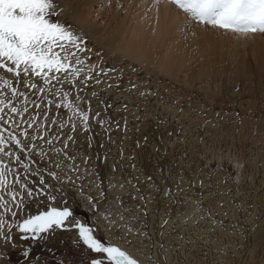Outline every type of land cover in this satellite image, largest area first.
<instances>
[{
    "label": "rangeland",
    "instance_id": "rangeland-1",
    "mask_svg": "<svg viewBox=\"0 0 264 264\" xmlns=\"http://www.w3.org/2000/svg\"><path fill=\"white\" fill-rule=\"evenodd\" d=\"M56 4L61 9L59 16L56 17L57 20L70 25L73 30L82 34L88 48L89 46L98 47L103 54L108 55V63L105 66L107 69L113 68L111 63L113 60L121 62L131 70L129 76L120 75L117 86L120 89L125 85H132V87L135 85L138 88L133 92L136 101L125 107L123 106L124 93L116 96L114 104L107 103L110 99L106 90L100 89L101 76L97 77L99 83L94 79L88 82L86 88L81 85L72 90L67 82L64 83L63 87L72 91L73 96L78 94L83 99L91 101L92 105L95 102L96 108L99 106L98 102L103 104L104 114L96 110V113L100 114L99 119L106 125L105 128H99L105 131L100 132L101 137L107 140L111 135L113 138L118 137L120 126L137 128L143 133L146 131L154 133L161 131L160 123H167L173 128L174 136L178 138L177 142L191 138L196 142L218 138L221 139L218 144L224 151L230 150L233 153L234 150L238 155L252 160L259 152H262V161H264V33H234L200 24L173 5L176 10L178 9L176 14L180 17H178L180 28L176 34L167 36V29L164 30L160 25L152 24L148 32L153 35L157 45L154 46L156 52H152L149 59V57L131 54L126 50H115L116 48L110 46V44L124 45L130 38L141 35V28L138 26L141 19L137 16L136 0H120V2L119 0H56ZM156 34L158 37L155 36ZM146 37L147 35H144V38ZM99 38L102 39L98 41ZM173 46L175 48L183 46L188 50L184 53L178 50L174 57L175 65L166 66L163 56ZM86 53L82 55L89 56ZM89 63L94 64V58L91 57ZM92 75L95 76L96 73L93 72ZM104 79L108 81L107 76ZM53 83L55 84V81ZM59 87L57 85V88ZM156 87H165L166 91L172 92V97L169 94L156 96ZM144 91L150 93L147 102L138 97V94L142 95ZM29 96L36 98L31 92ZM69 99L71 100V97ZM74 102L85 107L80 100ZM28 106L32 108L31 104ZM163 110L172 112L166 113V116H159ZM5 112L8 113V110L6 109ZM183 112L190 115L189 119L180 120L174 115V113L178 115ZM53 113H56L58 123L63 122L69 115L66 109L61 108L57 111L54 106L48 113L49 118ZM90 123L97 122L90 120ZM143 126H147L148 129H142ZM5 127L12 131L14 126L5 125ZM22 127L27 125L22 124ZM20 130L15 129L17 133ZM68 131V128L61 131L57 126L52 125L44 133L45 139H52L53 135L61 139L53 140L51 145L38 139L32 141L39 147L35 150H26L23 160L25 164L37 170L36 174L29 175L23 171L22 165H16L14 160L11 162L12 172L21 173L28 189L39 191L44 187L39 183L43 177L49 185L47 192L56 199L49 200L47 196L25 197L20 208H16L14 204L8 205L16 212L15 216L0 208V221L5 222L0 224V232L7 233L9 237L5 239L0 236V255L5 259V262L0 264H89L93 258L105 259L107 264L105 257L88 250L83 242L78 240V229H75L77 236L71 229H56L41 233L40 236L44 237L43 239L39 237L32 239L31 234H27L29 238L25 239L23 237L26 234L21 233L18 227L25 219L49 211L52 207H59L62 210L67 206L76 220L87 227L94 228L95 235L101 242L106 245L110 242L95 212L87 209L76 193V191L84 192L82 179L78 180V183L75 181L76 186L69 188L66 181L49 175L50 172L58 174L59 170L55 167L59 163L60 167L67 164L64 172L68 183L71 180H77L75 176H80L77 172L78 164H74L77 158L69 155L68 147L65 150L67 155L60 151ZM76 131L82 132L79 127ZM85 133L87 131L82 132L90 136ZM234 145L240 150L238 151ZM41 147L43 152L40 151ZM197 147L198 144H196ZM200 157L205 162L206 155L201 154ZM262 161L257 166V171H260L257 182L259 195L264 197V162ZM225 163L226 166L229 165L228 162ZM166 166L165 164V170ZM219 166L217 158L213 159L211 164L203 165L202 163L209 178L215 176L212 172L219 170ZM230 168V173L237 177L232 165ZM222 169L225 170L223 167ZM226 177L228 181L225 182L222 179V184L227 189L237 191L243 187V182L238 177L236 182L233 181L234 183H230L228 172ZM8 179L13 180L11 173L8 174ZM247 183L249 180L246 181ZM15 190L19 193L15 204H19L20 197L23 196L26 188H22L20 183L16 182ZM211 192H213L212 189H206L202 191V195H208ZM3 194L6 200H10L6 192ZM216 221V226L221 224L219 219ZM27 249L31 251L26 258L24 252ZM203 251L200 253L201 257H203ZM166 262L167 260L164 263Z\"/></svg>",
    "mask_w": 264,
    "mask_h": 264
},
{
    "label": "bare ground",
    "instance_id": "bare-ground-1",
    "mask_svg": "<svg viewBox=\"0 0 264 264\" xmlns=\"http://www.w3.org/2000/svg\"><path fill=\"white\" fill-rule=\"evenodd\" d=\"M135 8H138L137 16L141 19L138 25L141 35L130 38L124 45L110 46L148 58L156 52L154 46L157 45L148 28L156 24L167 29V36L176 34L180 28L178 9L168 0H136ZM89 48L91 52L86 54L94 58L97 71L99 68L107 69L108 55L98 47ZM178 50L184 53L188 48H170L163 56L166 66L175 65L174 57ZM111 63L115 71L99 75L102 77L100 89L106 90L110 99L107 103L114 104L116 96L122 93L125 94L123 106L134 103L136 97L133 92L138 88L125 85L120 89L117 86L120 75L129 76L131 70L121 62L112 60ZM106 76L108 81L104 79ZM156 89V96L173 95L165 87ZM149 96L148 91L138 94L145 102ZM97 104V108L95 102L91 104V112L95 114L98 110L104 114L103 104ZM171 112L163 110L159 116ZM174 115L180 120L190 117L184 112ZM160 124L161 131L154 133L120 126L118 137L111 135L109 140L101 137L100 132L105 131L99 130V123L91 124V133H85L90 136L76 131L74 142L67 143L69 155L77 158L74 164H78L80 176H75L77 180L68 183L64 172L67 164H64L55 167L59 170L60 179L66 181L69 188L82 179L84 192L76 193L84 206L97 215L107 240L126 250L140 264H264V197L259 195L257 182L260 172L257 166L262 161V152L252 160L234 150L233 153L224 151L218 144L221 142L218 138L204 139L203 142L191 138L177 142L173 128L167 123ZM142 129L148 127L143 126ZM235 148L240 150L238 146ZM201 154L206 155L205 162ZM215 158L219 160V170L212 172L215 176L209 178L202 163L211 164ZM225 162L229 165L226 166ZM162 164L167 165L166 170ZM230 165L243 182V187L237 191H231L222 184V179L228 181L227 172L230 183L237 181V177L230 173ZM200 181L202 183L199 184ZM206 189L213 192L202 195ZM169 191L173 195H166ZM96 201L99 203L93 210L92 203ZM108 213L117 220L111 230L103 218ZM120 215L125 217L123 221L119 220ZM217 219L221 222L218 226ZM121 225L132 231L125 235ZM71 230L77 236L75 228ZM201 251L203 257L200 256ZM1 262L5 259L0 255Z\"/></svg>",
    "mask_w": 264,
    "mask_h": 264
},
{
    "label": "snow or ice",
    "instance_id": "snow-or-ice-1",
    "mask_svg": "<svg viewBox=\"0 0 264 264\" xmlns=\"http://www.w3.org/2000/svg\"><path fill=\"white\" fill-rule=\"evenodd\" d=\"M168 2L200 24L234 33H264V0H168ZM60 11L56 0H0V208L12 216H15L16 212L8 205L14 204L16 208H20L25 197L47 196L49 200L56 199L47 192L49 185L43 177L39 183L44 187L34 191L27 188L21 173L12 172L10 167L14 160L16 165H22L23 171L29 175L36 174L37 170L25 164L23 160L26 150H35L39 147L32 143L34 139L51 145L53 140H59L61 137L53 135L52 139H45L44 133L49 127L55 125L61 131L68 128L65 142L60 149L67 155L65 151L68 147L67 141L74 142L73 133L78 127L82 132L91 133L90 120L99 123L101 127L104 126V122L99 119L100 114L91 113V101L83 99L78 94L73 96L72 91L66 90L63 85L67 82L72 90L81 85L86 88L88 82L94 79L99 83L97 77L101 73L107 75L115 69L99 68L97 71L98 66L89 63L91 56L82 55L91 52L85 38L70 25L56 19ZM93 72H96L95 76L92 75ZM57 85L60 87L57 88ZM30 92L36 98H31ZM76 100H80L85 107L75 103ZM29 104L32 108H29ZM53 106L57 111L61 108L67 110L69 115L63 122L58 123L56 113L49 118L48 113ZM6 109L11 115L5 112ZM22 124H26L27 127H22ZM5 125L14 126L13 130L9 131ZM17 128L21 129L19 133L15 131ZM40 151L43 152L42 147ZM56 167L59 168L60 164L57 163ZM9 173L13 176L12 181L8 179ZM49 175L60 179L55 172H50ZM16 182H19L22 188H26L19 204H15L19 196L15 190ZM5 192L10 200H6L3 194ZM166 195L173 194L169 191ZM87 198L92 201L91 197ZM98 203V201L92 203L93 210L97 208ZM112 217V213L103 216L108 222L109 230L117 223ZM124 219L123 215L119 216L120 221ZM3 223L5 222L0 221V224ZM18 227L21 233L26 234L23 237L25 239L29 238L27 234H31L32 239L38 237L43 239L41 233L75 228L78 229V240L82 241L88 250L105 257L107 264H139V261L126 250L111 242L107 245L101 242L95 235L94 228L76 220L67 206L62 210L59 207H52L49 211L25 219ZM121 227L125 235L132 231L126 225ZM0 236L9 238L8 234L3 232H0ZM30 251L31 249L25 250L26 258ZM89 264H105V259L93 258Z\"/></svg>",
    "mask_w": 264,
    "mask_h": 264
}]
</instances>
